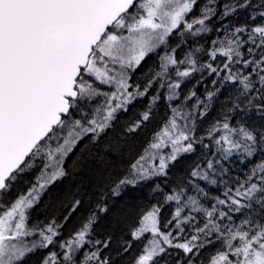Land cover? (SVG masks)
Returning a JSON list of instances; mask_svg holds the SVG:
<instances>
[{
	"label": "snow or ice",
	"instance_id": "6c2138e0",
	"mask_svg": "<svg viewBox=\"0 0 264 264\" xmlns=\"http://www.w3.org/2000/svg\"><path fill=\"white\" fill-rule=\"evenodd\" d=\"M215 2L208 0L201 9V16L189 22L186 17L197 0H0V264H21L26 254L35 248H46L55 243L59 225L53 221L44 229L30 226L28 210L50 185L68 175L66 162L85 137L93 143L97 141L118 109L124 108L136 96L146 94L154 81H150L143 91L138 86L129 91L133 87L128 82L129 70H134L150 52L166 44L167 38L182 26L181 36L185 31L193 36L210 31L206 21L216 15ZM237 7H252L255 11L250 18L260 22L250 29L246 26L236 28L210 55L213 59L217 55L226 58L224 68L229 74L224 79L240 86L237 101L228 111L243 113L255 108L264 114V0L226 4L221 19L231 15ZM194 25L201 27L194 30ZM245 45L248 58L241 51ZM161 59L164 61L161 71L156 73L161 80L167 77L169 65L185 63L174 55L166 54ZM190 63L191 68L177 69L176 75L190 76L196 70V62ZM236 64H242L248 69L247 73L233 72L230 65ZM207 67L217 73L216 67L211 64ZM97 82L114 91L100 92L94 86ZM180 87V81L168 84L169 101L179 98L176 90ZM99 95L108 98L99 119L93 117L82 121L73 118L72 110H79V100ZM214 95L209 92L208 100L211 101ZM156 99L157 96L152 98L153 101ZM201 103L197 101L196 106ZM207 107L204 104L205 110ZM101 111L97 109V113ZM172 113L144 154L131 164L129 174L114 183L113 195H119L122 186H135L140 179L166 175L169 162L175 161L181 153L194 151V143H203L202 138L197 141L194 129L189 128L188 115L175 107ZM149 115L144 112L142 119L147 121ZM178 118L185 123L179 124ZM139 127L140 122H137L129 131ZM208 138L214 141L220 157L207 161V169L213 172L221 160H228L234 154L240 156L242 162L251 160L258 153L264 154V127L249 128L244 124L234 127L227 115L222 125L217 122L209 130ZM169 146L171 151L163 154L162 149ZM76 163L73 161L74 165ZM33 169L38 173L35 183L26 193L9 201L7 193L23 174ZM220 171L226 169L221 165ZM192 176L216 184V180L210 178L208 172H201L199 166L192 171ZM197 189L204 191L199 186ZM184 193L185 190L180 188L166 196L167 201H175L178 205L173 220L168 222L175 221L173 231L160 230L159 208L154 207L142 215L132 237L141 239L144 234H151V238L136 257L135 264H160L156 258L168 248L182 250L189 257L187 264H192V257L206 243H212L213 235L221 241L224 250L218 251L210 264H264V222L245 218L237 225L231 223L229 215V212L250 208L254 199L264 207V161L252 168L234 192L228 188L227 199L217 198L210 208L204 207L194 196H188L181 203ZM242 200L248 203H242ZM79 204L76 200L74 209ZM217 205H223L228 211ZM185 208L204 216L203 226L195 227L196 234L190 237L182 236L184 225L192 223L196 217L183 215ZM100 211H107V208L101 207ZM94 220L95 216H90L73 238L60 244L62 261L53 251L44 264H110L109 258L102 255L103 249L109 247L107 241L102 247L101 241H95V251H85L82 260L76 259V254L92 243L88 237ZM37 231L39 241L31 244L24 241V237ZM129 247L130 244L124 251Z\"/></svg>",
	"mask_w": 264,
	"mask_h": 264
},
{
	"label": "trees",
	"instance_id": "16d2710c",
	"mask_svg": "<svg viewBox=\"0 0 264 264\" xmlns=\"http://www.w3.org/2000/svg\"><path fill=\"white\" fill-rule=\"evenodd\" d=\"M238 2L239 0H216L214 5L216 15L206 21L210 31L195 36L185 31L181 36L182 26L167 38L166 44L149 53L140 65L129 72L128 82L133 86L129 91H134L137 86L143 91L150 81L154 82L145 95L136 96L124 108L116 111L110 126L101 133L97 141L93 143L85 137V140L78 145L76 153L66 162L68 175L50 185L42 194L32 211L31 221H37L36 226L41 225L43 228L55 221L56 225H59L57 228L59 235L55 237L53 245L35 249L24 257L21 264H40L42 261L44 264L45 257L53 251L58 253L60 244L73 238L90 216H95L88 237L92 243L86 244L76 254L77 261L83 259L85 251H95L97 247L95 241L99 240L100 247L105 241L109 242V247L103 249L102 255L109 258L110 264H135L136 257L147 243L146 236L141 239L132 237V232L139 226L142 215L154 207L159 208L160 230L173 231L175 221L172 224L168 222L173 220L178 205L175 201L166 200V196L172 194L173 190L179 191L180 188L185 190L181 203H184L188 196H194L204 207L210 208L216 204L217 198L227 199L225 192L228 188L233 189L234 192L247 178L252 168L264 161V154L258 153L256 157L243 162L240 156L234 154L228 160H221V163L215 166V172L207 169L209 159L220 158L216 153L217 146L208 138L209 130L217 122L222 125L226 115L230 117V123L234 127L240 124L249 128L264 127V114L255 108L243 113L228 111L237 101L240 86L238 83L224 79L229 74L224 68L226 58L217 55L213 59L210 55L214 48L220 46L221 41L231 37L236 28L246 26L250 29L255 23L260 22L250 18L255 11L252 7H237L235 12L221 19L224 5ZM253 2L256 3L258 0ZM207 3L208 0H197L193 11L186 19L191 22L199 18L201 9ZM199 27L201 26L194 25V30ZM246 49L247 45L241 51L248 58ZM166 54L174 55L177 60H185V63L171 66L167 77L161 80L156 73L161 71V64L164 62L161 58ZM192 60L196 62V70L188 77L177 76L176 70L191 68ZM209 64L217 68V73L211 72L207 67ZM230 67L233 72L246 74L248 71L242 64L230 65ZM175 81L181 83V87L176 90L179 98L169 101L168 84ZM161 83L164 87H160ZM94 86L98 89L101 87L99 83ZM193 92L194 96H192ZM209 92L215 93L211 101L207 97ZM154 96L158 97L155 101L152 100ZM186 97L191 98L186 99ZM240 99L242 101L243 97ZM197 101L203 103L197 107ZM77 103L79 110H72L74 119H83L88 114L91 116L98 105H101L95 98L89 102L86 100V103L82 100ZM204 104L208 105L207 110ZM173 107L189 116V128L194 129L193 135L197 141L202 138L203 143L196 142L194 151L178 155L166 169V175L151 176L135 186H122L120 194L113 195L111 188L114 183L129 174L131 164L144 154L156 134L172 117ZM144 112L150 113L147 121L142 119ZM201 113L204 115L201 116ZM137 122H140V127L135 131H129ZM216 135L219 136L220 133ZM205 144L209 147L205 148ZM73 161L77 163L74 165ZM221 165L226 169L225 172L220 171ZM197 166L201 172H208L210 178L216 180V184L193 177L192 171L197 169ZM197 186L204 191L199 192ZM76 200H79L80 204L74 209ZM242 203L248 201L242 200ZM101 207H106L107 211H100ZM217 207L228 211L223 205ZM182 214L196 217L195 221L184 225L185 232L182 236L195 235V227L203 226V213L190 212V209L185 208ZM229 215L232 217L231 223L237 225L245 218L264 222V207L254 199L250 208H242L240 212H229ZM210 239L212 243H206L199 249L198 254L192 257V264L198 261L204 263L205 260L210 263L211 258L218 251L224 250L221 241L216 239L215 235ZM129 244L131 247L125 252L124 248ZM156 259L160 264H185V262L187 264L189 257L180 249L168 248Z\"/></svg>",
	"mask_w": 264,
	"mask_h": 264
},
{
	"label": "rangeland",
	"instance_id": "374dc122",
	"mask_svg": "<svg viewBox=\"0 0 264 264\" xmlns=\"http://www.w3.org/2000/svg\"><path fill=\"white\" fill-rule=\"evenodd\" d=\"M163 45V44H162ZM162 45H160V46H162ZM159 46V47H160ZM158 47V48H159ZM158 48H156L155 50H157ZM154 50V51H155ZM151 53V52H150ZM172 65H169V68L171 67ZM131 70H129V72H130ZM98 83V82H97ZM101 85V87H100V89H99V91L100 92H103V93H110V92H112V91H114V89L112 88V87H110V86H108V85H106V84H100ZM168 91H169V89H168ZM97 99L98 101H99V103H101V105H98V108L97 109H101L102 111H101V113H97V109L95 110V112L90 116L89 114V116L88 115H86L83 119H81L82 121H86V120H88V119H91V118H93V117H95V118H97V119H99L100 118V115H102V112H103V110L105 109V107H106V104H107V102H108V98L107 97H105V96H103V95H99V96H95V97H92V98H85V99H82V101L84 102V103H86V100L89 102V101H91V100H93V99ZM114 103V102H113ZM119 110V109H118ZM117 110V111H118ZM177 122L179 123V124H181V125H183L184 124V120H182V119H177ZM171 151V147L169 146V147H167V148H163L162 149V153L163 154H167V153H169ZM182 154V153H181ZM180 155V154H179ZM178 157V156H177ZM174 161H171V162H169V165L170 164H172ZM156 163H158V160L156 161ZM168 165V166H169ZM152 176H155V175H152ZM147 179V178H146ZM142 180H144V179H140V180H138L137 181V183L138 182H140V181H142ZM136 183V184H137ZM135 184V185H136ZM28 190V189H27ZM27 190H25V191H22V193H26L27 192ZM45 192V191H44ZM43 192V193H44ZM17 196H19V195H17ZM17 196H15V197H11V198H8L9 199V201H11L12 199H14V198H16ZM39 201V200H38ZM38 201H37V203H38ZM37 203L33 206V208H31V209H29L28 210V212H30L31 213V217H30V222H29V220H28V223H29V225L30 226H36L37 225V221H35V220H32L31 221V219H32V211H33V209H34V207L37 205ZM37 222V223H36ZM39 227H38V229H44L43 227H41V225H38ZM159 226V225H158ZM144 236H146L147 237V240L149 239V238H151V234H144ZM24 239V241L26 242V243H28V244H31L33 241H39L40 240V236H39V233L37 232L36 234H34V235H32V236H28V237H24L23 238ZM49 246H51V245H49ZM48 246V247H49ZM47 248V247H46ZM35 249H37V248H35ZM58 256H59V258H60V260L62 261V257H63V250L59 247V249H58ZM231 258V257H230ZM206 262H200V261H198V262H196V264H210L209 263V261L208 260H205ZM43 263V261L40 263V264H42ZM185 264H186V262H185Z\"/></svg>",
	"mask_w": 264,
	"mask_h": 264
},
{
	"label": "flooded vegetation",
	"instance_id": "af4514ba",
	"mask_svg": "<svg viewBox=\"0 0 264 264\" xmlns=\"http://www.w3.org/2000/svg\"><path fill=\"white\" fill-rule=\"evenodd\" d=\"M38 173L36 172L35 169H33L32 171L28 172V173H25L22 175V178L18 179V181L15 183L14 187L9 191V193H7V197L8 198H11V197H15L17 195H20L22 193V191H25L27 189H29L33 183H35V176L37 175ZM43 194V193H42ZM42 194L40 195L39 197V200L40 198L42 197ZM37 203V202H36ZM35 203V204H36ZM33 208V207H32ZM30 217H31V213L29 212V216H28V220L30 222ZM45 228V227H44ZM38 232V231H37ZM39 233V232H38ZM37 248H40V247H37ZM35 250V249H34ZM33 250V251H34ZM32 251V252H33ZM29 253L26 254V256L28 255ZM44 255V254H42ZM41 255V256H42ZM25 256V257H26ZM45 256V255H44ZM40 257V256H39ZM46 258V257H45Z\"/></svg>",
	"mask_w": 264,
	"mask_h": 264
}]
</instances>
